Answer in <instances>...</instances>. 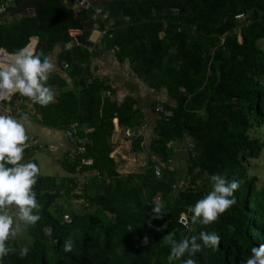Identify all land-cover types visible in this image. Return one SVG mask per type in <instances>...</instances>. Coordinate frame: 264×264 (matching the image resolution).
Here are the masks:
<instances>
[{
    "label": "trees",
    "instance_id": "16d2710c",
    "mask_svg": "<svg viewBox=\"0 0 264 264\" xmlns=\"http://www.w3.org/2000/svg\"><path fill=\"white\" fill-rule=\"evenodd\" d=\"M65 1L71 0H43L34 15L0 23V51L11 54L38 38L35 51L49 55L57 45L75 42L60 62L69 65L72 77L81 72L88 79V66L80 65L89 64L85 24L94 13L83 11L76 18L58 7ZM99 7L112 24L104 37L106 48L116 50L120 62L129 60L155 93L167 89L174 104L156 101L152 108L162 106L173 115L168 120L157 116L145 169L121 175L111 157L114 120L123 131L142 126L145 116L134 99L118 105L106 81L92 79L89 84L83 79L78 94L66 91L46 107L35 104L44 127L64 131L74 122L80 126L88 140L86 158L93 160L86 171L94 176L81 195L74 194L73 178L59 184L40 177L37 196L51 193L54 201L46 214L45 202H38L41 219L26 229L32 240L27 255L21 257L10 238L6 244L12 251L3 264H168L166 235L179 241L201 231L218 234L220 247H202L190 257L195 264H245L251 249L264 244V187L245 163L258 158L264 146L250 134L264 125V0H106ZM84 126L92 132L85 133ZM186 139L192 148L184 178L170 168V145ZM135 141L134 148L142 150L143 139ZM65 162L74 173V165ZM157 164L163 165L160 177L154 172ZM214 173L239 181L236 203L209 225L192 223L190 208L211 190ZM73 199L84 201L81 209L59 206ZM154 202L166 211L160 219L151 218ZM183 214L187 226L181 222ZM69 238L73 249L65 253L63 242Z\"/></svg>",
    "mask_w": 264,
    "mask_h": 264
},
{
    "label": "clouds",
    "instance_id": "9594fccd",
    "mask_svg": "<svg viewBox=\"0 0 264 264\" xmlns=\"http://www.w3.org/2000/svg\"><path fill=\"white\" fill-rule=\"evenodd\" d=\"M54 68L52 59L41 51L29 46L15 50L7 62L0 64V98L19 94L33 104L48 106L55 101L54 91L46 84ZM27 122V114L17 118L0 113V264L12 251L6 241L23 234L41 219L39 198L34 187L40 179V168L37 163L24 160L25 145L29 139L25 127ZM210 181L211 190L190 208L192 223L209 225L236 203L234 191L238 189L239 181H227L225 176L217 173L211 175ZM151 205L152 219H160L166 214L161 203L154 202ZM128 228L132 231L134 227L130 224ZM164 239L170 245L168 264L180 260L185 253L188 257L181 264H195L190 257L202 247L218 250L221 238L215 232L201 231L198 237L177 241L169 233ZM143 242L147 243V237ZM72 249L73 241L71 238L66 239L63 251L67 253ZM27 253L28 249L22 248L19 255L24 257ZM245 264H264V244L251 249Z\"/></svg>",
    "mask_w": 264,
    "mask_h": 264
},
{
    "label": "crops",
    "instance_id": "0c3cea01",
    "mask_svg": "<svg viewBox=\"0 0 264 264\" xmlns=\"http://www.w3.org/2000/svg\"><path fill=\"white\" fill-rule=\"evenodd\" d=\"M8 1L9 4L0 5V10L4 6H15V4L12 3L14 0ZM94 2L96 5L100 6L104 4L106 0H95ZM27 12L28 13L26 14H32L31 10ZM13 17L12 18L15 19L16 16ZM107 17L108 14L104 11L103 16L97 19H94L93 14L92 19L85 24V30L89 32L88 42L91 44L89 48L91 56L89 64L85 65L81 63L80 67L86 69L88 66L86 76L88 79L84 78L81 75V72L75 77H72L70 75L69 67L67 69L65 68V64L67 63L62 64L60 62L61 54L71 50L76 45L75 42H70L68 44L57 45L48 55L54 62L55 68L49 74V79L46 84L54 91L55 101L66 91H75L76 94H78L82 90L80 82L83 79L89 84L92 79L106 81L114 90V94L111 95L110 93H107L106 96L111 95L112 101L118 105L123 104L129 98L136 101V106L145 116L142 126L136 131H123L118 124V120L115 119V131L111 139L114 147L111 157L114 158L117 164V171L121 175H129L143 171L148 164L149 155L147 149L152 142L158 116L156 113L158 107L153 110L152 104L156 101L160 103L174 104V100L171 98L167 89L163 88L158 93H155V90L133 70L129 60L120 62L117 56V51L106 48L104 42V37L106 35H103L102 32L107 25H111L112 28V24L106 22ZM38 41V38H33L28 46L36 50ZM3 53L8 54L6 51L1 50L0 54ZM8 60L9 59L6 61ZM53 81H55V83L52 85ZM9 97L10 101L0 103V113H6L17 118L22 114H27L28 122L25 127L29 139L39 138L46 145V149L43 152L40 151L27 156L28 158L31 157V159L38 164L40 168L39 177L51 178L59 184H64L68 180L72 178L74 179V173H72L65 161L67 153L75 148L76 143L66 136V130L58 131L42 126L39 122L41 115L35 104L31 103L28 98L21 97L19 94H9ZM82 128H84L85 133H90L93 130L91 127L86 126ZM80 136L82 137L81 133ZM139 137L143 139V143L140 145L142 150L140 149L137 151L134 148V145L136 144L135 140ZM82 138L88 143L87 138H84V136ZM181 144L182 143H172L170 145L173 150V158L170 162V168L172 170H179L178 164H181L182 162L181 156L184 155V151L181 148ZM50 147L54 150L50 151ZM185 157V164L187 165V156ZM68 161L70 162V160ZM89 175L90 177L94 176L92 172L89 173ZM44 194L51 193L42 192L40 196ZM73 200V203H81V201H83L76 199ZM68 201L69 200L60 201L59 206H62L65 209H73L74 207L71 205L72 201H69V203ZM66 203H68L67 206H65Z\"/></svg>",
    "mask_w": 264,
    "mask_h": 264
},
{
    "label": "built area",
    "instance_id": "2783aa9c",
    "mask_svg": "<svg viewBox=\"0 0 264 264\" xmlns=\"http://www.w3.org/2000/svg\"><path fill=\"white\" fill-rule=\"evenodd\" d=\"M72 1H79L80 6L82 7L83 11H92L94 13V19L100 18L103 16V10L95 4V0H71ZM7 7H2L0 13L3 12ZM243 16H239L238 18L241 19ZM111 29V25L105 26L102 34L106 35L107 32ZM10 57V55L3 53L0 54V64L7 62L6 60ZM69 66L65 64V68L67 69ZM4 101H10L9 95L0 98V103ZM156 113L166 120L172 117L173 113L170 110H166L164 107L160 106L156 109ZM80 127L77 123H74L70 126L68 130H66V136L73 140L75 144V148L70 150L67 155L66 159L70 160V162L74 165V182L72 187L74 188V194L81 195L83 194L85 188L90 184L91 177L89 173L86 171V168L91 167L93 165V161L86 158V146L87 141L80 136ZM192 148V146H191ZM46 149V145L39 139V138H31L28 139L25 145L24 151V158L29 155H32L36 152H43ZM50 151L54 149L52 147L49 148ZM157 158H153L156 161ZM162 164H157L154 168L155 175L160 177L162 174ZM65 221H69V216H64ZM181 222L184 225H188L187 216L183 214L181 216ZM51 233L50 230H48Z\"/></svg>",
    "mask_w": 264,
    "mask_h": 264
},
{
    "label": "rangeland",
    "instance_id": "374dc122",
    "mask_svg": "<svg viewBox=\"0 0 264 264\" xmlns=\"http://www.w3.org/2000/svg\"><path fill=\"white\" fill-rule=\"evenodd\" d=\"M7 3L9 4V1H7ZM28 13V12H27ZM241 41V38H240ZM260 46L264 49V41L260 42ZM263 84H264V80H263ZM251 136L252 138H257L259 140H261V142L264 144V125L260 126V127H255L252 129L251 131ZM179 144V143H178ZM176 146V144H175ZM191 144H190V140L186 139L185 142H182L181 144V148L184 151V155L181 156V164H178V172H180L181 176L185 178L186 173H187V165L185 164L186 161V157L187 156V150L191 149ZM181 149V150H182ZM246 166H248L249 168V174L250 176H255L257 177L258 180V186L264 187V146L262 149V152L260 153V156L258 158H253V159H248L245 161ZM72 201L71 205L74 207L73 209H81L82 208V204L84 203V201L77 202V203H73L74 200H70V202ZM69 203V201H68ZM65 204V206H67V204ZM49 233V231H48ZM12 242L17 244V246L22 249V248H29L32 244V240L31 238L28 236V234L26 233V231L21 234L18 235L15 238H11Z\"/></svg>",
    "mask_w": 264,
    "mask_h": 264
},
{
    "label": "water",
    "instance_id": "95a60500",
    "mask_svg": "<svg viewBox=\"0 0 264 264\" xmlns=\"http://www.w3.org/2000/svg\"><path fill=\"white\" fill-rule=\"evenodd\" d=\"M43 2V0H25L22 3H19L15 6L7 7L3 12L0 13V23H11L15 19H20L23 17L27 11L31 10L32 14H35L36 8ZM56 4H59V0H55ZM59 8H65L74 12L75 17L78 18L80 13L83 11L82 7L80 6V2L78 1H65L62 5H58ZM16 16L15 19H13ZM13 17V18H12ZM11 167V165H8ZM42 186L41 179L38 180V184L35 186L36 192L40 190ZM38 202H45L43 207V213L46 214V211L49 205L53 201L52 194H44L42 196H38Z\"/></svg>",
    "mask_w": 264,
    "mask_h": 264
},
{
    "label": "bare ground",
    "instance_id": "6f19581e",
    "mask_svg": "<svg viewBox=\"0 0 264 264\" xmlns=\"http://www.w3.org/2000/svg\"><path fill=\"white\" fill-rule=\"evenodd\" d=\"M8 59H10V57H8Z\"/></svg>",
    "mask_w": 264,
    "mask_h": 264
}]
</instances>
